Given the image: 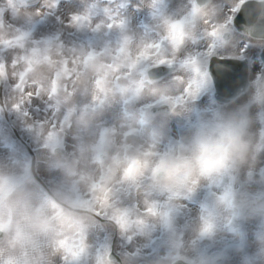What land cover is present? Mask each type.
<instances>
[{
  "label": "clouds",
  "instance_id": "obj_1",
  "mask_svg": "<svg viewBox=\"0 0 264 264\" xmlns=\"http://www.w3.org/2000/svg\"><path fill=\"white\" fill-rule=\"evenodd\" d=\"M0 264H264V0H0Z\"/></svg>",
  "mask_w": 264,
  "mask_h": 264
}]
</instances>
